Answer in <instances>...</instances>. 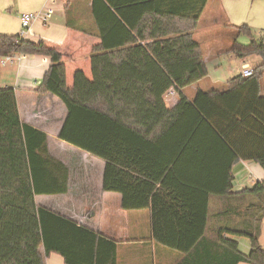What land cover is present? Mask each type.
I'll return each instance as SVG.
<instances>
[{
  "label": "trees",
  "instance_id": "1",
  "mask_svg": "<svg viewBox=\"0 0 264 264\" xmlns=\"http://www.w3.org/2000/svg\"><path fill=\"white\" fill-rule=\"evenodd\" d=\"M208 1L191 0L192 6L184 9L174 7L175 0H67L66 26L100 39L90 57L93 80L77 70L72 88L66 82L62 53L42 40L0 34V57L28 54L50 58L39 90L58 96L67 106L58 138L106 161L105 190L119 191L125 176L115 158L118 152H111L112 146L108 148V142L114 147L121 143L118 132L122 128L142 130L145 135L154 133L150 141L158 143L173 128L194 127L199 119L205 120L236 152V160L254 159L264 167V146L248 152L240 138L243 133L252 145L264 143V36L243 45L237 37L250 34V27L242 24L229 28L228 52L242 60L260 57L254 73L248 77L238 74L209 90L199 88L192 98L184 93L187 86L208 75L203 49L193 36ZM89 14L93 31L81 19L77 21ZM184 17L190 20L185 26L176 19ZM172 87L178 90V100L171 106L164 97ZM128 93L144 99L122 102ZM98 96H109L111 102H100ZM82 112L88 117L78 122ZM86 118L92 119L87 122ZM93 126L95 132L90 128ZM191 157L200 159L198 153ZM201 166L205 170L204 164ZM169 175L182 182L173 167H169L166 178ZM209 175L206 188L204 183L189 186L193 209L185 207L188 197L184 199L176 187L165 186L164 192L155 193L153 183L147 188L148 197H154L151 212L156 240L185 254L179 264H264L260 242L264 180L235 192L230 169L224 172L222 187L218 185L222 173L217 166L210 167ZM0 178L5 181H0V264H45V257L52 252L60 254L66 264H118L115 241L37 206L38 194L67 192L69 169L51 154L48 134L22 121L16 90L10 86L0 88ZM13 178L15 183L7 187ZM8 192L15 197L14 206L7 200ZM211 195H223L227 202L211 211ZM195 198L202 199V211L194 207ZM149 200L128 207L124 198L123 207L144 208ZM159 204L171 211H155ZM177 207L180 210L174 211ZM196 223L201 226L197 234L193 229ZM167 225L177 229V241L163 237L162 228ZM241 238L250 242L248 253L240 249Z\"/></svg>",
  "mask_w": 264,
  "mask_h": 264
},
{
  "label": "crops",
  "instance_id": "2",
  "mask_svg": "<svg viewBox=\"0 0 264 264\" xmlns=\"http://www.w3.org/2000/svg\"><path fill=\"white\" fill-rule=\"evenodd\" d=\"M45 1L0 0V34H19L21 13L38 10L43 7ZM219 1L221 0L208 1L199 19L198 28L193 33L203 49L208 66V75L184 89V93L189 98H192L199 88L209 90L240 74L239 67L233 74L222 71L221 60L225 56L237 62L238 66L246 62V60L239 59L235 55H229L230 39L224 41L226 43L224 47L221 45L217 47V44L206 46L205 39H208L207 36L200 37V29L204 22L209 20L213 26H217L223 21H220L221 16H223L221 19H227ZM65 4L56 9L49 22L44 23L41 20L33 22L23 38L35 42L42 40L62 53L66 65V82L68 87L72 88L77 70H82L90 81L93 80L90 57L93 47L100 42V39L88 32L68 28L65 22ZM191 6V0H188V3L187 0H175L174 4V7L184 9ZM211 8L213 10H210ZM80 19L83 23H87L86 28L89 31H93L90 14L81 15L77 21ZM176 19H178V23H182L184 26L190 22L185 17L183 20ZM12 22L15 23L14 26H11ZM23 55L24 60L21 63L0 65V88L7 86L15 88L22 121L48 134V148L51 154L69 169L67 192L38 194L35 196L36 204L38 207L74 220L78 224L115 241L118 244V264H179L185 257L184 253L158 242L154 236L151 212L154 211V197L152 195L148 197L147 189L152 183L155 185L152 193L158 190L164 192L163 187L165 186L169 189L178 188L184 199L188 197L185 207L193 209V193L190 192L192 188L189 186L192 184L201 186L204 183L206 188L210 183L209 169L213 165L217 166L222 173V180L218 183L221 187L225 184V170H231L235 192L252 188L256 183L264 180V167L259 162L254 159L238 158L236 160V152L229 144L211 125L205 120L199 119L197 126L180 125L173 128L167 133L163 141L159 140L158 143L150 141L154 133L146 132L145 135V132L143 133L142 130L138 132V129H136L137 131L135 129H120L118 133H120L121 143L114 147L116 145L108 142V148L112 146L110 151L118 152L117 155L115 154V158L119 160V166L123 169L122 173L125 171V176H122L119 191L105 190L103 182L106 161L58 138L68 113L67 106L58 96L39 90L44 75L50 68V58L40 55ZM258 63L260 64V61ZM110 98L105 96L101 99L98 96V101L111 102ZM143 99L144 97H138V95L135 97L134 93H128L127 99L124 95L121 101L140 102ZM85 116L88 117L87 113L79 114L78 122L84 121ZM91 119L86 118V121L90 122ZM90 128L95 132L94 126ZM81 131L88 135L85 131ZM240 138L243 139L241 142L245 144L248 152H255V146H264V143L252 145L248 139H244L243 133H240ZM193 153H198L200 159H192ZM202 164H204L205 170L202 169ZM169 167L176 170L183 183L175 175H169L166 178L165 175H167ZM0 181L5 182L1 178ZM162 181H167V183L163 185ZM11 182L14 184L15 179L8 181L7 187H10ZM161 188L163 189L161 190ZM11 190H13V186H11ZM14 198L8 192L7 200L8 202L12 200L13 206L15 204ZM124 198L127 200L128 207H136V205H141L146 203V200H150L148 206H144V208L128 209L123 207ZM157 198L155 197V200ZM226 202L223 195H211V211L221 209ZM194 207H198L202 211L201 198H195ZM169 208L164 209L163 205H155V211H171ZM173 210L180 209L177 207ZM196 224L197 227L193 229L197 234L201 226ZM162 229L165 239L177 241L178 236L175 227L167 225ZM260 242L264 247V220ZM240 249L244 253L249 252L250 242L248 239H240ZM41 251H43V247ZM45 264H66V262L60 254L52 252L45 257ZM239 264L248 263L240 262Z\"/></svg>",
  "mask_w": 264,
  "mask_h": 264
},
{
  "label": "rangeland",
  "instance_id": "3",
  "mask_svg": "<svg viewBox=\"0 0 264 264\" xmlns=\"http://www.w3.org/2000/svg\"><path fill=\"white\" fill-rule=\"evenodd\" d=\"M220 6L223 7V11L225 13L224 19L223 16L220 18L219 24L212 25L211 21H206L203 23V27L200 29V37H206L205 45H215L223 46L226 44L224 41L229 39L228 29L232 28V26L248 24L251 29V33H242L238 35V41L243 45H249L253 40H261L264 36V0H221L219 1ZM210 10H213L212 8ZM15 23L12 22L11 26H14ZM223 25V26H222ZM227 28H225V27ZM13 28V27H11ZM210 36V37H209ZM213 36V37H212ZM216 37V40H214ZM222 39V40H221ZM206 48V47H205ZM229 55H234L233 53H229ZM261 61L260 57L253 56L247 58L246 62H248L252 67H256ZM222 71L229 72L233 74V72L237 71L239 67L241 69V64L238 66L237 62L230 60L228 56H225L221 60ZM231 71V72H230ZM1 73V69H0ZM262 82L264 85V75L262 78Z\"/></svg>",
  "mask_w": 264,
  "mask_h": 264
},
{
  "label": "built area",
  "instance_id": "4",
  "mask_svg": "<svg viewBox=\"0 0 264 264\" xmlns=\"http://www.w3.org/2000/svg\"><path fill=\"white\" fill-rule=\"evenodd\" d=\"M66 0H46L43 7L38 10L24 11L21 13L20 17V33L19 35L24 37L30 26L36 20H41L44 23L50 21L53 13L58 7L65 4ZM23 54H8L0 57V65L7 66L15 62H23ZM240 74L244 77L251 76L254 73V67H252L248 62H243L241 64ZM165 101L168 105H174L178 100V90L174 87L168 89L165 93Z\"/></svg>",
  "mask_w": 264,
  "mask_h": 264
}]
</instances>
